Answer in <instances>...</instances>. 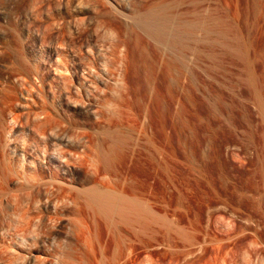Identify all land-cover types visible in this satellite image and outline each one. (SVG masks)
<instances>
[{
	"label": "rangeland",
	"instance_id": "obj_1",
	"mask_svg": "<svg viewBox=\"0 0 264 264\" xmlns=\"http://www.w3.org/2000/svg\"><path fill=\"white\" fill-rule=\"evenodd\" d=\"M169 1L173 13L200 7L211 31L194 35L203 45L167 51L141 34L130 20L153 0H0V264H66L74 249L82 255L77 219L86 220L93 243L112 246L108 264L115 257L116 264H239L230 256L234 206L205 193L237 185L240 171L253 169L245 131L260 118L239 86L223 93L226 104H243L235 110L241 124L228 123L219 106L217 77L243 68L215 57L214 19L220 9L229 38L242 34L251 70L262 73V0ZM163 60L171 64L165 80ZM108 134L125 140L124 159L103 170ZM94 185L126 196L132 188L174 230L161 223L136 227L135 237L123 225L101 230L97 218H81L70 193ZM219 210L228 224L221 236ZM220 238L226 247L217 255Z\"/></svg>",
	"mask_w": 264,
	"mask_h": 264
},
{
	"label": "bare ground",
	"instance_id": "obj_2",
	"mask_svg": "<svg viewBox=\"0 0 264 264\" xmlns=\"http://www.w3.org/2000/svg\"><path fill=\"white\" fill-rule=\"evenodd\" d=\"M244 1L246 2L249 0H244ZM171 4L174 3H170L169 0H156L154 3L149 5V7L145 9L143 12L135 15L133 14L134 16L130 20L132 21L131 24L134 25L136 29H139L141 34H144L146 37H148L153 42H155L158 48L161 47L160 49L162 50L168 49L167 51H170L171 50L170 48L174 49L176 47H179V49L181 48V50L182 49L186 50L190 48V45L192 44L191 41H193L194 43H196L197 41L198 44L203 45L204 40L202 38L201 40H195L194 37L196 36L194 35H196L197 31L203 32L204 35L209 34V32L211 33V31L209 30L210 27L208 28V26L204 24L205 22L202 20L200 7L198 6L197 8L194 9L191 8L190 12L185 10L184 12L180 11L181 13L179 12L173 13L170 11L171 9H173L171 8ZM261 5L264 8V0H262ZM189 14L190 16H188ZM225 19L226 16L221 14L220 9H216V16L214 19L215 20L214 31H213L215 37L213 44L214 47L217 48V54L215 53V57L219 61L221 57L222 58L221 62L223 60L225 61L226 60L225 58H227L232 65L236 64L237 62H240L238 63V65L241 64L243 69L241 68L242 70L238 71L237 73L233 71L234 73L232 72L229 73L228 75L227 74L219 75L222 78L220 77H217L218 79L216 78L217 82L219 83L218 85H220L217 88L221 89L222 90L221 93H223V89L233 90V88H235L234 86H239V88H241L240 91H242L240 98H242V100L246 103L245 104L246 106L248 105L247 102H249V100L252 99L253 101L252 104L256 107L258 111V116L260 118L259 119L260 121L258 124V128L255 130H251L249 126L247 128L243 126V128H246L245 132H247L246 135L250 140V145H252V147L256 151L255 160L254 161L252 160L251 162L253 169L242 172L240 171V177L238 176L240 178V179L238 178V180L240 181L238 182L237 185L224 187L221 189L222 190L221 192L217 191L212 193L211 192L205 193V198L206 200L208 199L216 202L222 201L225 204L228 203L234 206L232 208L234 212H232L233 214L231 216L232 218L231 222L235 224L233 232L236 233V236L234 238H231L232 241H231L230 256L232 257V259H235L239 264H264V72L258 74L253 70H251L253 68L250 67L251 65L249 63L250 59L248 58L249 55L247 52L248 47L243 40L242 34L234 30L232 38H229L228 31L230 29L228 28ZM195 47H192V49H194ZM200 47L202 48V46ZM197 48L199 47H196V49ZM163 62H164L163 78L165 80L171 68V64L168 60L166 61L163 60ZM121 81L122 82L120 86H122L121 88L123 90L130 87L128 86V82H126L125 80H121ZM218 89L215 90L217 91ZM221 93L220 94L217 93L218 99L221 101L219 106L221 107V110H226L225 112L228 113V123L229 120H232L235 123L241 124V122H239L236 118L235 110L236 108L245 109L243 107V104L241 103L240 105L238 102H235V100L232 98H230L229 100L230 103L226 104L225 99L227 98V96H225L224 93L223 94ZM227 133L230 135L229 143H233L235 139L233 140V138H231L233 137L232 133L230 132V130H227ZM101 142L102 144H109V149L107 148V151L100 150V153L98 152L99 153L98 161H100L101 163L100 165H102L101 168L105 170L106 167L109 168V166L111 167V165L114 164L115 166L117 165L118 168V165L121 164V161H123L124 159L123 155L120 153L119 148L126 143L125 140L113 135L109 136L108 134L102 137ZM64 146H66V144ZM133 166H134V162H133ZM110 169L112 170L113 168L111 167ZM114 169L116 170V168ZM54 178L55 176H53V179ZM105 186L104 188H102L100 186L94 185L92 187L70 192L74 196L73 198L74 200L72 199L73 196L71 197V199L75 202L74 204H76L77 207L79 208L78 209L79 213L82 216L79 217L83 218L87 214L92 215V217L97 218V224L95 225L101 227L100 228L101 230L103 229L108 230L109 227L115 228L118 226L121 227L122 225H123L122 227L126 226L134 234V237L135 235H137L136 227L138 226L140 227V225L141 227L142 226L147 227L151 224H154V226H156L155 224L158 225L159 223H161V226H163L166 230L171 231L173 226L170 220L161 217L162 215L158 216L153 211H150L145 205V203H143L138 197H136L131 187H130L131 188L130 192L131 191L132 192L131 194L130 192L128 193L130 196H126L124 195L125 191H123L124 192L123 193L122 191H119V189H116L117 187L115 189H108V188L105 189ZM217 214L218 215L215 219L216 221L214 224H215V229L218 231V236H221V233L226 232V230L222 231L221 228H225L226 226H228V224L224 225V221H225L224 212L219 210ZM77 220H80L78 222L79 225L77 224L78 226L77 228L78 232H76L78 236L77 239L85 246V251L83 250L84 249L83 246L81 249L82 250L81 253L83 251L84 253L82 255L79 254L80 251L78 250H77L78 253L77 251L75 253V249H74V253L71 252L70 254H66L67 256L66 258H69V262H71L70 264H108L106 263V260L110 257V248L112 246L110 248L100 247L99 240L101 241V239L99 240L95 239L96 241L94 240L93 243V240L89 238L90 235V232L88 230L89 225L86 224V220L85 221L84 220L82 221V219H77ZM94 223L95 222L93 221L91 225H94ZM175 232L178 234V236H181L180 238H182L183 240H187L186 237L188 235L186 234L187 235L186 236L182 229L176 227ZM119 235H118V239H120ZM102 236H103V231H102ZM116 236L117 235L115 234V237ZM116 242L112 241V243H116ZM223 242L221 241L220 238L215 246V251L217 255H221L226 247V244ZM117 243H119L120 245V240ZM98 246L99 249H97ZM115 247L116 249L115 248L114 249L116 253L118 245H116ZM114 249L112 248L111 250ZM111 255L114 257L115 256L114 252ZM65 261H68V259ZM69 262H67L66 264H69ZM116 263L117 260L115 257L113 259V262L109 264H116Z\"/></svg>",
	"mask_w": 264,
	"mask_h": 264
}]
</instances>
